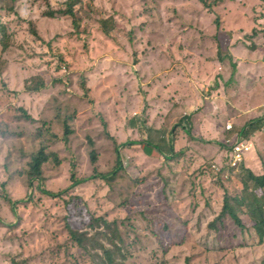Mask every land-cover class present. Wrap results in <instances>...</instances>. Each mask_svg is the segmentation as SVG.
Here are the masks:
<instances>
[{"label":"rangeland","instance_id":"1","mask_svg":"<svg viewBox=\"0 0 264 264\" xmlns=\"http://www.w3.org/2000/svg\"><path fill=\"white\" fill-rule=\"evenodd\" d=\"M49 2L58 9L65 0ZM43 4L0 0V264H110L99 243L113 264H261L264 240L254 228L215 219L226 196L258 191L247 163L228 166L244 128L251 170L264 173V0H221L213 10L199 0H91L80 36L69 18L43 17ZM171 60L181 63L174 70L185 102L166 113L177 101L167 85ZM40 80L43 89L26 90ZM128 141L140 144L115 153ZM40 147L58 163L49 154L43 181L29 186ZM118 155L113 179L89 178L57 196L42 191L64 190L72 171L110 172ZM6 195L17 200L14 213ZM232 203L249 224L250 207ZM67 225L89 233L86 249Z\"/></svg>","mask_w":264,"mask_h":264},{"label":"trees","instance_id":"2","mask_svg":"<svg viewBox=\"0 0 264 264\" xmlns=\"http://www.w3.org/2000/svg\"><path fill=\"white\" fill-rule=\"evenodd\" d=\"M200 3L208 10H213V5H217L219 2H221V0H215L213 3L212 1H208V0H199ZM82 5L86 6V9H78L80 8ZM44 9L42 11V16L43 17H47L50 19L55 18L56 16H63V17H67L69 18L70 22H71V27L72 30H70V32H72L71 34L73 36H80L83 35L85 33V27H82V24L84 22L83 19V14L87 16V18H89V16H91V14L93 13V7L91 5V0H65L63 7L55 9L54 7L51 6L49 0H44ZM212 12V11H211ZM219 18L216 19V23H217V27L219 28ZM31 24V34L35 37H38V34L35 31V26L33 24V22L30 23ZM100 24V30L101 32L106 36L109 37L111 35V30L108 27V23L107 20L105 19H101L99 21ZM218 30V29H217ZM41 38V37H40ZM40 40V39H39ZM232 68H233V76L235 75V72L237 71V65L232 63ZM45 87L44 83L40 80V82L38 83V85L36 87H28L26 88L27 91L30 92H37L40 89H43ZM27 118H31L29 115H26ZM264 120V119H263ZM102 123L104 124V122L102 121ZM253 122H251L248 126L252 125ZM263 127V125H262ZM63 135L64 137L62 138V141L64 144H67L68 142V136L70 134H72V130L69 128L68 124L66 122H64L63 124ZM189 137H191V139L193 140V136L191 134L190 131L186 132ZM241 137L245 138L246 135V130L245 128L242 129V131L240 132ZM199 141H202V139H199ZM115 143V142H114ZM145 145H149L151 146L150 143L148 142H141ZM89 144L91 145V147L93 146V142L90 140ZM116 144V143H115ZM140 144L139 142H125L122 144H117L115 145V153L117 151V148L119 147H125V146H133V145H137ZM153 149H157L156 146H153ZM158 150V149H157ZM253 153V152H252ZM250 153V154H252ZM49 154H52L53 156V160L54 162L58 163V159L57 156L55 154H53V152H47V149L45 147H40L38 151H36L32 156H31V160L28 163V185L31 186V182L33 179H37L38 181H43V176H42V170H43V165L48 163L50 156ZM248 154L246 156L245 162L247 163V158L250 155ZM117 166L114 170L107 172V173H97L95 170L94 172L88 176V177H82V178H77L74 174V171L71 172L70 175V184L61 191L58 192H51V191H45L42 189V191L46 194H49L51 196H57L59 195L61 192L63 191H68L70 188L76 186L77 184L81 183L82 181H85L87 179H91V178H95L96 176H100L103 177L105 180H110L113 179L116 175V169L118 167H120L121 163L119 162L120 160V155L117 156ZM90 161L91 163H95L96 161V157H95V152L92 150L90 152ZM242 163V164H244ZM241 164V165H242ZM122 167V166H121ZM73 170V167H72ZM246 171L248 173V177L249 179L254 182L255 187H257L258 191H254L251 192L250 194H248L247 196H244L243 198H232L234 199V201H236V203H238L239 205H243V204H247V206L250 207V215H251V221L249 224L245 223L240 216L238 215V213L236 212V209L232 203V199L229 196H226L224 198V202H223V207L221 212L219 213V215L217 216V218L215 219V221L217 219H222L224 217H226L227 215H230L232 217V219L234 220V222L244 228L245 226H250L252 228L255 229V231L257 232V235L259 236L260 241L262 242L264 240V173L263 174H255L250 168H246ZM5 200H7L10 204H11V210L14 213V210L16 209V207H14V204L17 202V200H11L7 195L4 196ZM14 207V208H13ZM102 219V218H101ZM101 219H97V220H101ZM103 221V224L108 225L109 222L107 220H101ZM0 222H2L1 218H0ZM117 225V223H114ZM211 228H215V222L210 224ZM66 229L68 231L69 237L71 238V240L73 242H75L79 247L81 248H85V241L89 240L91 238V236L89 235L88 232H86V230H78L77 228L73 227L72 225H67ZM170 233L166 232V236L169 235ZM111 241H114V238H110ZM121 240L123 242V238L121 236ZM113 245V243L111 244ZM115 246L120 250V247L118 246V244H115ZM99 248L104 250V257L110 264H113L115 262V258L114 255L112 253V250L99 243ZM261 264H264V260L262 261Z\"/></svg>","mask_w":264,"mask_h":264},{"label":"crops","instance_id":"3","mask_svg":"<svg viewBox=\"0 0 264 264\" xmlns=\"http://www.w3.org/2000/svg\"><path fill=\"white\" fill-rule=\"evenodd\" d=\"M181 35H183V34H181ZM181 35H179V36H181ZM59 40H61V39H59ZM60 43H62V41ZM57 46H61V45L59 44ZM174 62H176V63H174ZM180 65H181V63L179 61H173V60L170 61V67L172 69L170 70V73L167 76V85L170 86V91H171L170 94L173 95L177 101H171L172 100V98H171V100H170L171 104H170V107H167V108H169V110L166 113H169L171 110H173L176 107V104L180 103V105L183 106V104L185 102V101L181 100V95H185L182 92V90L184 91V89H182V88H184V85L180 84V82H179L180 80H183L184 78L180 77L179 74L174 70L175 67H179ZM168 81H170V83ZM159 107H160L159 105L158 106L156 105V108H159ZM188 107H190V106H188ZM149 111L152 112L153 110L150 108ZM250 158L252 159V154H250L247 158V165L249 167H251V169H255L257 162L248 163V160Z\"/></svg>","mask_w":264,"mask_h":264},{"label":"built area","instance_id":"4","mask_svg":"<svg viewBox=\"0 0 264 264\" xmlns=\"http://www.w3.org/2000/svg\"><path fill=\"white\" fill-rule=\"evenodd\" d=\"M232 129V126L228 128ZM263 132H264V122H263ZM253 146L249 141L238 139L233 144H231L228 166L230 168H238L242 163L245 162L246 156L253 151ZM216 171H220L221 168L214 166Z\"/></svg>","mask_w":264,"mask_h":264},{"label":"clouds","instance_id":"5","mask_svg":"<svg viewBox=\"0 0 264 264\" xmlns=\"http://www.w3.org/2000/svg\"><path fill=\"white\" fill-rule=\"evenodd\" d=\"M263 122H264V120H263ZM262 131H263V128H262ZM263 134H264V132H263ZM240 139H243V140H246V141H248V139H245V138H242V137H240ZM250 142V141H249ZM230 149H231V147H230ZM252 152H254V149H253V151ZM251 152V153H252ZM241 166V165H240Z\"/></svg>","mask_w":264,"mask_h":264}]
</instances>
